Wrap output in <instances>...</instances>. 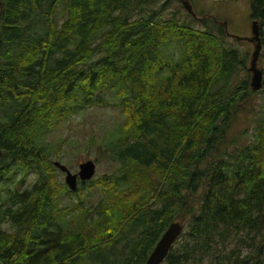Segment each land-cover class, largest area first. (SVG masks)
I'll list each match as a JSON object with an SVG mask.
<instances>
[{"label": "trees", "instance_id": "16d2710c", "mask_svg": "<svg viewBox=\"0 0 264 264\" xmlns=\"http://www.w3.org/2000/svg\"><path fill=\"white\" fill-rule=\"evenodd\" d=\"M153 1L2 0L0 264H144L189 213L163 264H264V87L240 75L249 55L226 43L224 24L164 17ZM250 6L264 72V0ZM173 42L180 50L167 55ZM108 91L125 116L101 145L117 170L72 189L57 179L47 135L107 104ZM255 95L263 112L231 149L235 116ZM31 173V187L10 185Z\"/></svg>", "mask_w": 264, "mask_h": 264}, {"label": "rangeland", "instance_id": "374dc122", "mask_svg": "<svg viewBox=\"0 0 264 264\" xmlns=\"http://www.w3.org/2000/svg\"><path fill=\"white\" fill-rule=\"evenodd\" d=\"M193 8L198 13V16H193L184 6L182 0H154L149 5L148 10L158 8L162 16L175 15L181 21H187L195 26H206L224 24L225 28L231 34L246 36L251 34V6L250 0H190ZM59 15V22L63 20L65 9L59 6L57 10ZM209 16V23H202V17ZM201 17V18H199ZM226 29V30H227ZM225 39L228 45L238 47L243 52H247L249 58L247 65L241 68L240 75L249 73V80L251 81V71L249 70L250 61L254 44L246 39H239L235 36L225 32ZM167 55L177 54L180 50L178 43H170L164 48ZM260 57V56H259ZM258 65L262 67L260 58ZM251 86V85H250ZM264 87V84L261 88ZM260 88V89H261ZM108 103L99 106L92 105L86 109L71 113L66 119L57 123L56 127L47 135L57 148V153L54 151L52 160L58 159L67 164L72 171L79 170V163L85 159L93 158L97 162V172L95 176L101 175L104 172H111L117 170L118 164L111 160L102 150V139L116 123L124 120L125 116L122 114L118 101L120 98L115 93L108 91ZM263 110V97L255 95L247 105L239 110L235 116L231 132L238 133L239 140L236 144L230 146L231 149H237L244 143H247L250 138V132L254 125L256 117H260ZM247 130V131H246ZM1 165V164H0ZM57 179L60 182L66 183L65 171L57 166ZM22 174H18L14 181L10 182L11 186L31 187L35 175L33 173L28 175L23 183H19L17 179L21 178ZM6 179V178H5ZM3 178L1 185H4ZM80 182V181H79ZM67 184V183H66ZM100 187L95 188L91 195L92 200L98 199L102 195ZM62 204H67L73 201L72 195H64L61 198ZM191 214H184V217L175 218L183 223L184 229L182 234L188 230ZM6 229L13 230L11 222L7 221L2 224ZM181 234V236H182ZM181 236L179 238H181ZM223 251L230 250V246L225 248L221 246ZM164 263V262H163ZM162 263V264H163ZM210 260L198 261L196 264H209ZM85 264H93L87 262ZM194 264V263H193Z\"/></svg>", "mask_w": 264, "mask_h": 264}, {"label": "water", "instance_id": "95a60500", "mask_svg": "<svg viewBox=\"0 0 264 264\" xmlns=\"http://www.w3.org/2000/svg\"><path fill=\"white\" fill-rule=\"evenodd\" d=\"M185 8L192 13L194 16H197L198 13L193 8L190 0H182ZM3 2L0 0V7L2 8ZM0 20H1V10H0ZM260 22L257 18L252 19L251 24V34L246 36H240L236 34H231L226 25L227 32L239 39H246L251 41L254 44L252 51V57L250 61L249 70L251 71V88L254 90L260 89L264 84V72L263 67L258 65L259 56L262 50V42L260 35ZM0 40H1V28H0ZM55 165L59 166L62 170L65 171V181L68 186L72 189H76L79 184V180H87L95 176L97 172V162L93 158H88L79 163V170L72 171L71 168L63 163L62 161L55 159ZM184 225L179 220H173L169 223L168 227L161 234L160 238L156 242L153 250L149 254L146 262L144 264H162L166 259L171 247L175 241L179 238Z\"/></svg>", "mask_w": 264, "mask_h": 264}]
</instances>
